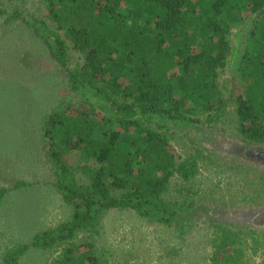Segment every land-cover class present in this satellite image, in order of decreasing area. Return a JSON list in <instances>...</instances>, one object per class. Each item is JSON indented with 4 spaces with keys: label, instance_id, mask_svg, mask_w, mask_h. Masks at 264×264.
<instances>
[{
    "label": "trees",
    "instance_id": "16d2710c",
    "mask_svg": "<svg viewBox=\"0 0 264 264\" xmlns=\"http://www.w3.org/2000/svg\"><path fill=\"white\" fill-rule=\"evenodd\" d=\"M44 2L64 30L50 31L55 42L46 41L53 58L67 67L69 43L84 56L67 79L88 109H59L44 129L58 169L55 187L71 207L70 218L10 249L4 264H19L30 249L58 247L63 250L50 264H101L93 241L72 244L78 233L95 231L103 213L131 210L170 227L190 208L170 199L169 189L175 177L193 182L203 155L179 157L171 142L188 136V127L198 132L215 122L211 115L221 119L226 101L219 74L231 55L232 29L246 14L255 19L239 71L235 121L241 139L264 145V0ZM37 23L31 26L40 32ZM77 174L90 184L78 185ZM30 185L21 181L14 188ZM7 192L0 189V203ZM238 236L222 234L213 264H230L240 253L234 249Z\"/></svg>",
    "mask_w": 264,
    "mask_h": 264
},
{
    "label": "rangeland",
    "instance_id": "374dc122",
    "mask_svg": "<svg viewBox=\"0 0 264 264\" xmlns=\"http://www.w3.org/2000/svg\"><path fill=\"white\" fill-rule=\"evenodd\" d=\"M0 10L4 11L0 17V189L8 190L0 203V264H4L10 249L31 243L39 231L70 218L71 207L55 187L58 169L48 155L44 129L55 111L88 107L69 91L67 79V70L82 67L84 56L69 43L67 67L53 58L46 41L55 42L50 31L62 34L64 30L49 18L44 0H0ZM12 14L18 18L8 22ZM254 19L246 14L230 35L231 55L218 80L226 101L221 119L216 121L211 115L215 122L207 121L198 132L188 127V136L179 134L171 142L179 157L203 155L195 180L185 183L175 177L169 189L170 199L191 205L193 210L190 206L166 227L131 210L111 209L100 216L95 231L78 233L72 245L93 241L101 264H213L222 234H236L240 237H236L234 249L239 248L240 253L231 256L230 264H264V230L199 217L206 204L237 207L264 200V173L209 149L203 139L211 132L242 140L235 121V100ZM36 22L42 26L40 32L31 26ZM75 179L80 186L90 184L80 174ZM21 181L31 185L15 189ZM62 250L30 249L19 264H50Z\"/></svg>",
    "mask_w": 264,
    "mask_h": 264
},
{
    "label": "flooded vegetation",
    "instance_id": "af4514ba",
    "mask_svg": "<svg viewBox=\"0 0 264 264\" xmlns=\"http://www.w3.org/2000/svg\"><path fill=\"white\" fill-rule=\"evenodd\" d=\"M205 145L214 148L221 155L242 163H249L264 173V145L249 144L245 140L214 136L208 132L204 135ZM198 206V205H197ZM221 207L206 204L201 206L199 217L218 224L235 223L244 228L264 230V200L250 206ZM243 211H239V210Z\"/></svg>",
    "mask_w": 264,
    "mask_h": 264
},
{
    "label": "water",
    "instance_id": "95a60500",
    "mask_svg": "<svg viewBox=\"0 0 264 264\" xmlns=\"http://www.w3.org/2000/svg\"><path fill=\"white\" fill-rule=\"evenodd\" d=\"M239 211H243V210L240 209Z\"/></svg>",
    "mask_w": 264,
    "mask_h": 264
}]
</instances>
